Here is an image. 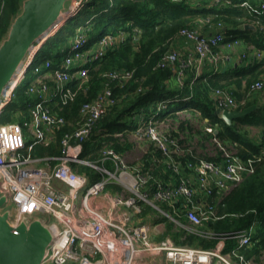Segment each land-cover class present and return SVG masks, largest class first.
I'll return each instance as SVG.
<instances>
[{
  "label": "built area",
  "instance_id": "obj_1",
  "mask_svg": "<svg viewBox=\"0 0 264 264\" xmlns=\"http://www.w3.org/2000/svg\"><path fill=\"white\" fill-rule=\"evenodd\" d=\"M86 1L73 0L64 14V21L61 24L57 22L46 36L33 42L21 63L20 76L12 86L7 83L0 97L1 113L26 71L31 70L35 74L26 89V94L32 98V103H28L29 117L22 123H0V186L9 195L15 218L24 214L39 216L51 227L54 239L44 262L52 264H138L136 259L144 253L162 256L167 264H256L253 257L245 253L252 244L255 222L230 233L228 237L233 241L232 247L229 248L225 242L227 237L221 235L215 246L206 249L176 244L168 236L154 240L150 223L154 215L166 216L186 230L206 238L216 237L214 232L202 229L208 220L218 218L214 206L206 201L207 196L214 188L219 194H225L246 175L253 173L257 163L264 158V149L257 155L243 159L234 146L223 144L213 135L212 141L220 152V159L198 158L189 161L187 166L193 175L181 174L180 163L173 157L174 153L183 154L178 139L171 136L169 131H162L155 117L168 102L160 100L158 110L148 119L140 120L131 134L137 141L152 142L168 158L173 180L164 182L156 178L151 166L126 164L123 153L112 147H103L99 155L101 163H112L111 169L81 157L83 142L90 137L107 106L114 102L109 83L114 80L121 84L126 82L132 76L131 70L104 71V87L94 99L81 105L79 118L71 122L73 128L65 131L60 138L59 154L32 155L35 145L48 146L55 132L67 123L63 116L52 111L49 103L56 99L65 104L79 90L84 92L90 64L101 57L107 47L117 44L125 36L122 30L108 33L94 46H86L85 27L78 26L56 65L49 58L36 62L34 59L42 42L53 35L65 20L76 16ZM171 1L199 4L201 0ZM223 2L229 3L230 0H209L208 5ZM239 5L257 16L255 24L259 25L264 35V24L258 17L264 12V0H259L254 6L246 1ZM212 18L211 14L198 17L194 25L181 27L176 35L190 49L186 53L177 48L168 49L158 59L157 66L177 68L176 77L180 81L187 67H193L197 76L202 73L205 64L216 71L232 63L241 39L233 35L225 39L223 22H214ZM250 25L255 28L254 24ZM239 57L259 62L264 59V47L252 46L248 51H242ZM249 92H256L264 103V78L253 81ZM248 93L237 101L228 88L211 89V97L219 114L225 109L243 107L249 101ZM205 129L215 133L211 126ZM72 163L94 167L99 171L100 179L90 182L86 174L72 168ZM54 181H59L63 186L56 185ZM109 182L117 183L120 190L106 189ZM97 196L105 200V205L93 203V198ZM178 201L181 202L180 210L174 207ZM161 202L173 209L163 210L158 205ZM145 204L153 210L142 216ZM182 210H185L187 223L178 220ZM40 213H45L46 217L40 216ZM157 228L160 229V226ZM96 253L100 257L91 260Z\"/></svg>",
  "mask_w": 264,
  "mask_h": 264
},
{
  "label": "trees",
  "instance_id": "obj_2",
  "mask_svg": "<svg viewBox=\"0 0 264 264\" xmlns=\"http://www.w3.org/2000/svg\"><path fill=\"white\" fill-rule=\"evenodd\" d=\"M243 1L248 2L250 6L259 2V0H230L229 3L208 5L209 0H201L199 4L171 0H87L76 16L65 20L53 35L42 42L34 59L36 62L49 58L53 65H56L78 26L85 27L88 39L86 46H94L103 35L108 33L122 30L125 36L117 44L107 47L104 54L90 64L89 80L84 92L79 90L74 98L65 104L56 99L49 103L52 111L63 116L67 123L55 132L48 146L35 145L32 155L59 154L61 136L65 131L73 128L71 122L79 118L81 105L94 99L104 87L105 79L102 74L108 70H131L132 76L122 84L116 80L109 83L114 102L107 106L90 137L83 142L82 158L96 165L104 164L111 169L110 161L101 163L100 150L103 147H112L117 152L123 153L128 149L131 144L121 138L133 131L140 120L148 119L158 110L157 103L160 100L168 102L158 110L155 117L159 121H165V118L170 117L177 123L174 129L169 130V134L178 139L179 148L183 150V154H173L180 163L181 174L193 175V171L187 166L189 161H196L198 158L220 159V152L214 143L216 151L213 155L195 154L183 145L195 136L197 143L203 147V141L213 142L214 135L223 144L234 146L243 159L259 154L264 149V103L258 105L254 100L247 101L238 109L252 104H256L257 107L250 113L234 119L232 124L228 125L220 118L211 97V89L228 88L237 101L241 100L248 93L251 83L263 78L264 67L260 68V65L264 64V59L259 62L241 59L244 63L230 64L229 67L233 68V71L238 72L241 69L243 72L240 77L229 78L222 83L207 78L204 73L195 76L193 67H187L179 81L176 77L177 68L157 66L158 59L172 47V41L177 36L178 30L184 26L194 25L198 17L209 14L213 16L214 22H223L225 39L233 35L241 39L245 45L251 42L255 47H264L263 31L258 24H255L258 18L248 8L239 5ZM21 2L22 0H0V41L7 34L12 19L20 11ZM258 17L264 24V12ZM250 23L254 24V30L245 27ZM34 78L35 74L27 70L14 88L10 102L1 111L0 123L10 121L22 123L29 117L28 103H32V98L26 94V89ZM230 84L242 87L243 92L231 89ZM252 93L256 92H249V96ZM187 109L193 114L198 113L199 119L206 120L205 125L211 126L216 132H208L206 129L195 130L189 119L180 120L178 113ZM249 126L260 128L259 140L249 136L246 128ZM148 143L150 146L139 164L142 167L151 166L153 175L164 182L173 180L174 174L168 166V158L152 142ZM72 168L86 174L90 182L97 181L101 177L99 171L90 165L72 163ZM194 185L196 186V183ZM106 189L120 190V187L115 182H109ZM206 201L214 206L218 218L208 220L202 229L214 232L216 237L206 238L177 226L166 216L158 215L153 222H162L163 230L157 240L168 236L176 244L206 249L215 246L219 236L224 235L227 237L225 239L227 245H231L233 241L228 237L230 233L247 228L255 222L252 244L245 253L248 257H253L254 261H258L259 256L264 252V158L257 163L253 173L246 175L227 193L219 194L214 188ZM180 203L178 201L174 204L178 210L181 209ZM158 205L163 210L173 209L164 202ZM151 210L152 207L145 204L141 215L144 216ZM178 220L187 223L185 210L179 214Z\"/></svg>",
  "mask_w": 264,
  "mask_h": 264
},
{
  "label": "water",
  "instance_id": "obj_3",
  "mask_svg": "<svg viewBox=\"0 0 264 264\" xmlns=\"http://www.w3.org/2000/svg\"><path fill=\"white\" fill-rule=\"evenodd\" d=\"M66 1L22 0L20 11L0 41V97L33 42L64 16ZM256 107L252 104L240 110L225 109L220 118L231 125ZM53 239L51 227L41 217L24 214L16 219L9 195L0 186V264H52L44 259Z\"/></svg>",
  "mask_w": 264,
  "mask_h": 264
},
{
  "label": "rangeland",
  "instance_id": "obj_4",
  "mask_svg": "<svg viewBox=\"0 0 264 264\" xmlns=\"http://www.w3.org/2000/svg\"><path fill=\"white\" fill-rule=\"evenodd\" d=\"M72 2H73V0L66 1L65 6L67 7V9L71 6ZM62 17L64 18V16H62ZM62 21H64V20H62ZM62 21L60 22V24L62 23ZM34 45H36V43ZM233 60H235L234 59V55H233ZM7 88H9V87H7ZM196 114H193L190 109H187V111L179 112L178 113V118L180 120L189 119L190 122H191L190 124L195 128V130H201V129H205L206 127H208L207 124L205 125L206 120L204 121L202 119H199L198 113H196ZM157 123H158V127L162 131H169L171 129H174L175 126L177 125L176 121L173 120L170 117L165 118V121H158ZM203 127H205V128H203ZM256 128L257 129H255V130H257V132H258L260 130V128L259 127H256ZM254 134H255V132H254ZM249 136L251 137L253 135L249 134ZM121 139L126 140L127 142H129L131 144V146L123 152V157H124V161L126 162V164L141 163L142 159H143V156L147 152L150 144L147 141H142V142L141 141H137L134 138V136L131 134V132H128ZM183 145L188 147L189 149H191L195 154L196 153L197 154H199V153H207L208 155H213L215 153V151H216V147L213 144V142H210L208 140L203 141V147H201L197 143L196 136L193 137L192 140L184 142ZM111 180L114 181L113 179H111ZM40 216L46 217V214L45 213H40ZM156 218H158L157 215H154V217L151 218V223H150L151 228H152L151 229V236L153 237L154 240L158 238V235H159V233L161 231V229L157 228V226L156 227L154 226L156 223L153 222V221ZM157 224H158V226H162V228H163V223L162 222L161 223H157ZM228 246H229V248L232 247L233 243H231V245H228ZM99 257H100V254L96 253L90 259L91 260L98 259ZM255 263L256 264H264V252L259 256V260L255 261Z\"/></svg>",
  "mask_w": 264,
  "mask_h": 264
},
{
  "label": "crops",
  "instance_id": "obj_5",
  "mask_svg": "<svg viewBox=\"0 0 264 264\" xmlns=\"http://www.w3.org/2000/svg\"><path fill=\"white\" fill-rule=\"evenodd\" d=\"M250 26H252V25H250ZM246 28L252 29V30L255 29L253 26L252 27H246ZM171 46H172L171 48H177L182 53H186L190 49V46L185 45L183 43L182 39L177 37V36L173 39ZM252 46L253 45L251 44V42L248 43L247 45H245L244 43L241 42V44L236 48L235 53L233 54L235 60H233L232 63H234V64L244 63L243 61H241V58L239 57V55L241 54L242 51H248L249 49H251ZM232 63H228L222 67H219L216 71H214L209 64H205L202 68V74L203 73L206 74L205 76L207 78L210 77L219 83L225 82L226 80H229V78L235 79L237 77H240L243 71L241 69H239L238 72L233 71L234 69L229 67V65ZM263 67H264V64L260 65V68H263ZM262 77L264 78V71L262 73ZM230 88L233 90H236L237 92H243L242 87L241 88L236 87V84H230ZM251 100H254L258 105L263 103L257 93H252L249 96V101H251ZM246 128L248 129V132H249L248 134L253 135V136H251L252 138H254L256 140L260 139V130L257 132V130H255L257 128L253 127V126H249ZM254 132H255V134H254ZM54 183L56 185L63 186L59 181H54ZM93 203L103 206V205H105V200L101 196H97L96 198H93ZM156 226H158V224H156ZM160 229H163L162 226H160ZM155 240H157V239H155ZM136 262L138 264H167V261L162 256H155V255L148 254V253L141 254L136 259Z\"/></svg>",
  "mask_w": 264,
  "mask_h": 264
},
{
  "label": "bare ground",
  "instance_id": "obj_6",
  "mask_svg": "<svg viewBox=\"0 0 264 264\" xmlns=\"http://www.w3.org/2000/svg\"><path fill=\"white\" fill-rule=\"evenodd\" d=\"M62 18H63V17H61V18L59 19L58 24L62 21ZM49 30H50V29H49ZM49 30H47L45 33H43L40 37L43 38L44 36H46L47 33L49 32ZM40 37H39V38H40ZM30 47H31V46H30ZM21 72H22V64L20 63V64L17 66L15 72L13 73V75L11 76V78L9 79V81H8L7 83H11V86H12V85L16 82L17 78L20 76Z\"/></svg>",
  "mask_w": 264,
  "mask_h": 264
}]
</instances>
